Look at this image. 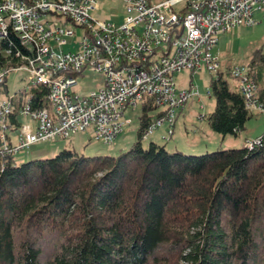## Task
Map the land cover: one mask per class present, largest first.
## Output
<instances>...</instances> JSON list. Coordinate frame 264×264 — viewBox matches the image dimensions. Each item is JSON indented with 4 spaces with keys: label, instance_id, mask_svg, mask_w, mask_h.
Returning a JSON list of instances; mask_svg holds the SVG:
<instances>
[{
    "label": "trees",
    "instance_id": "obj_1",
    "mask_svg": "<svg viewBox=\"0 0 264 264\" xmlns=\"http://www.w3.org/2000/svg\"><path fill=\"white\" fill-rule=\"evenodd\" d=\"M16 52L30 51L11 32L0 65H22ZM251 64L264 104L262 50ZM1 85L9 93L7 79ZM48 94L41 85L20 90L8 131L22 125L28 99L39 109ZM209 95L215 108L205 119L223 136L238 135L255 116L222 74ZM162 114L145 103L137 141L118 155L64 149L20 163L3 150L0 132V264H264V134L252 146L201 155L144 146Z\"/></svg>",
    "mask_w": 264,
    "mask_h": 264
},
{
    "label": "built area",
    "instance_id": "obj_2",
    "mask_svg": "<svg viewBox=\"0 0 264 264\" xmlns=\"http://www.w3.org/2000/svg\"><path fill=\"white\" fill-rule=\"evenodd\" d=\"M124 1L126 17L116 25L91 15L96 0H0V46L13 32L30 51L16 52L20 66L0 65V83L11 71L25 68L32 85L49 89L45 107L36 109L28 99L21 108L16 142H9L6 132L16 95L0 98L4 151L15 155L88 128L95 140L111 144L133 122L125 115L127 109L149 100L163 114L144 137L165 123L172 129L184 103L199 95L195 84L178 89L176 76L189 70L194 77L206 68L226 77L215 54L220 34L260 23L257 13L264 18V0ZM69 44L74 50H65ZM85 72L103 73L104 85L86 95L76 92L78 77ZM252 74L251 67L231 70L248 108L264 111Z\"/></svg>",
    "mask_w": 264,
    "mask_h": 264
},
{
    "label": "rangeland",
    "instance_id": "obj_3",
    "mask_svg": "<svg viewBox=\"0 0 264 264\" xmlns=\"http://www.w3.org/2000/svg\"><path fill=\"white\" fill-rule=\"evenodd\" d=\"M158 1V0H154ZM97 8L91 11V15L100 19L121 25L126 17V4L124 0H96ZM256 17L262 21L251 26H240L234 31L223 33L219 36V43L215 54L220 61V72L225 73L232 89H238L239 81L231 76V70L236 67L250 68L253 53L260 49L264 53V18L263 14L257 13ZM78 40V36L74 37ZM65 50H74V47L66 45ZM189 70H184L176 76L178 89H188L191 84L199 88V95L184 103V107L177 117L174 127L171 129L167 123L157 128L154 133L143 139V145L148 146L151 141L156 140L160 145L165 144L167 149L174 151L180 149L186 153L204 154L218 148H238L253 141L264 134V111H254L255 116L247 123L243 131L238 135L222 134L214 131L209 126L205 116L215 108V99L209 95L212 78L218 76L206 68L194 73L191 77ZM105 83V76L101 72H85L78 77V84L74 90L80 94H89L97 91ZM8 90L1 85L3 90L0 98L16 95L20 90H29L33 85L27 69L13 70L7 79ZM156 110L149 114L155 115ZM143 113V105L139 104L134 109H127L125 115L132 118L133 122L124 127L123 132L111 144L95 140L91 128L85 131L71 132L67 138H59L54 141L38 142L30 148L19 151L14 155L18 162H27L35 158H52L64 149H73L86 156L94 155H118L128 150L138 139L140 117ZM172 130V133H170ZM8 131V130H7ZM14 142L20 136L19 130L8 131ZM157 138H156V137ZM156 138V139H153ZM167 253V251L165 250Z\"/></svg>",
    "mask_w": 264,
    "mask_h": 264
},
{
    "label": "crops",
    "instance_id": "obj_4",
    "mask_svg": "<svg viewBox=\"0 0 264 264\" xmlns=\"http://www.w3.org/2000/svg\"><path fill=\"white\" fill-rule=\"evenodd\" d=\"M219 43V42H218ZM218 45V44H217ZM217 47V46H216ZM216 49V48H215ZM154 133V132H153ZM156 137V136H155ZM157 138V137H156ZM156 138H153V139H156ZM156 142V140H154ZM11 142H14V140L12 139ZM16 142V141H15Z\"/></svg>",
    "mask_w": 264,
    "mask_h": 264
}]
</instances>
